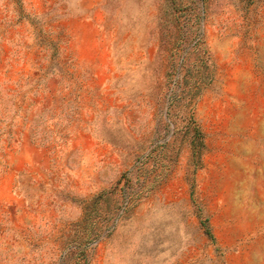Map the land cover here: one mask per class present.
I'll return each instance as SVG.
<instances>
[{
	"label": "rangeland",
	"instance_id": "374dc122",
	"mask_svg": "<svg viewBox=\"0 0 264 264\" xmlns=\"http://www.w3.org/2000/svg\"><path fill=\"white\" fill-rule=\"evenodd\" d=\"M0 264H264V0H0Z\"/></svg>",
	"mask_w": 264,
	"mask_h": 264
},
{
	"label": "trees",
	"instance_id": "16d2710c",
	"mask_svg": "<svg viewBox=\"0 0 264 264\" xmlns=\"http://www.w3.org/2000/svg\"><path fill=\"white\" fill-rule=\"evenodd\" d=\"M207 232L209 233V230H208V228H207Z\"/></svg>",
	"mask_w": 264,
	"mask_h": 264
}]
</instances>
